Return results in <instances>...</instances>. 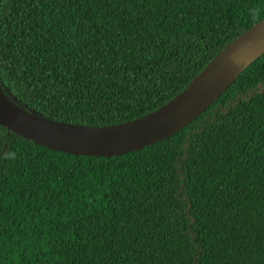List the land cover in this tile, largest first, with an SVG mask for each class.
I'll list each match as a JSON object with an SVG mask.
<instances>
[{
  "label": "trees",
  "instance_id": "obj_1",
  "mask_svg": "<svg viewBox=\"0 0 264 264\" xmlns=\"http://www.w3.org/2000/svg\"><path fill=\"white\" fill-rule=\"evenodd\" d=\"M264 0H0V92L115 126L183 93ZM0 264H264V51L179 130L115 155L0 125Z\"/></svg>",
  "mask_w": 264,
  "mask_h": 264
},
{
  "label": "water",
  "instance_id": "obj_2",
  "mask_svg": "<svg viewBox=\"0 0 264 264\" xmlns=\"http://www.w3.org/2000/svg\"><path fill=\"white\" fill-rule=\"evenodd\" d=\"M264 51V19L231 41L178 97L157 111L115 126L87 127L45 120L11 104L0 92V125L38 144L83 155L122 154L179 130Z\"/></svg>",
  "mask_w": 264,
  "mask_h": 264
}]
</instances>
